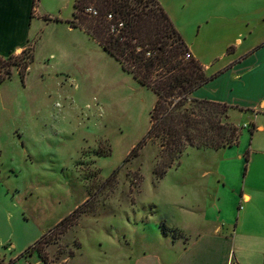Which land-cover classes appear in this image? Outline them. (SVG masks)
Returning a JSON list of instances; mask_svg holds the SVG:
<instances>
[{
    "label": "rangeland",
    "instance_id": "obj_1",
    "mask_svg": "<svg viewBox=\"0 0 264 264\" xmlns=\"http://www.w3.org/2000/svg\"><path fill=\"white\" fill-rule=\"evenodd\" d=\"M158 1L196 58L214 62L211 70L239 32L245 42L256 34L233 12L245 0ZM73 2L35 0L26 54L0 57V264H37L32 246L42 236L48 264H133L142 247L166 251L160 231L152 232L164 226L163 234L184 236L167 225L184 221L176 206L202 203V189L217 188L210 173L224 153L214 152L252 129L246 115L227 107L212 117L236 128L230 146L177 154L158 136L147 139L154 93L82 29L68 28Z\"/></svg>",
    "mask_w": 264,
    "mask_h": 264
},
{
    "label": "crops",
    "instance_id": "obj_2",
    "mask_svg": "<svg viewBox=\"0 0 264 264\" xmlns=\"http://www.w3.org/2000/svg\"><path fill=\"white\" fill-rule=\"evenodd\" d=\"M193 1L198 0L186 3ZM34 2L0 0V57L19 53L27 45ZM239 5L233 12L237 18H243L237 22H244L250 34H256L245 42L239 32L234 44L216 58L219 66L214 70H211L214 62H200L192 45H187L186 39L181 37L189 53L210 76L190 97L234 107V111L246 115L252 129H243L246 134H239L236 145L214 152L224 153L210 173L215 176L217 188L202 189L206 192L202 203L195 201L188 207L176 206L175 216H183V222L177 218L174 224H167L161 219L169 227L180 229L184 236L172 238L156 229L150 236L160 231L162 239L167 241L166 251L161 246L155 251L142 247L133 264H264V0H245ZM193 8L196 7L191 5L190 10ZM68 28L73 26L68 25ZM226 149L232 151L226 154ZM148 210L154 212V206ZM142 219L147 220V216ZM140 224L143 227L137 228L144 234L147 226ZM36 263L44 264L42 260Z\"/></svg>",
    "mask_w": 264,
    "mask_h": 264
},
{
    "label": "trees",
    "instance_id": "obj_3",
    "mask_svg": "<svg viewBox=\"0 0 264 264\" xmlns=\"http://www.w3.org/2000/svg\"><path fill=\"white\" fill-rule=\"evenodd\" d=\"M91 4L97 16L85 12V8ZM107 14L112 16L111 20H107ZM72 18L68 21L71 26L81 28L119 63L123 71L154 93L156 100L150 112L147 139L158 136L162 145L164 143L177 154L186 147L218 149L236 141V128L228 124L221 128L212 117L218 113V108L234 107L190 97L210 76L206 75L200 62L189 53L187 45L158 0H74ZM84 19L94 24L86 26ZM187 53L189 57H186ZM21 54L22 58L26 48ZM30 57L27 63L21 64V77L31 62ZM7 73L9 76L10 71ZM223 118L227 119V115ZM194 129L198 136L193 132ZM200 133L201 140L197 143ZM140 148L141 144L135 146L129 154L136 153ZM166 230L163 226L161 231L166 233ZM40 240L32 249L48 264L38 248Z\"/></svg>",
    "mask_w": 264,
    "mask_h": 264
},
{
    "label": "built area",
    "instance_id": "obj_4",
    "mask_svg": "<svg viewBox=\"0 0 264 264\" xmlns=\"http://www.w3.org/2000/svg\"><path fill=\"white\" fill-rule=\"evenodd\" d=\"M85 12L89 15L97 16V11L92 6H87L85 8ZM106 18L107 20H111L112 16L110 14H107ZM111 31H113V26H111ZM186 57H189V53L186 54ZM243 126H246V124H243Z\"/></svg>",
    "mask_w": 264,
    "mask_h": 264
}]
</instances>
